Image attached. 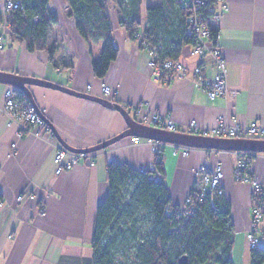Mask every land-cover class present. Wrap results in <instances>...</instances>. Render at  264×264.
<instances>
[{
    "label": "crops",
    "instance_id": "0c3cea01",
    "mask_svg": "<svg viewBox=\"0 0 264 264\" xmlns=\"http://www.w3.org/2000/svg\"><path fill=\"white\" fill-rule=\"evenodd\" d=\"M3 2L0 0L1 7ZM108 3L119 55L103 79L94 75L92 66L100 59L103 45L91 44L79 34L68 0H50L59 20L50 30L49 43L58 46L54 63L48 51L30 52L25 43L10 40L8 30H1L7 44L0 53V72L48 80L96 97L103 96L102 87L107 85L132 117L130 108L144 103L171 116L179 132L192 122L200 132L209 134L222 121L264 124V0H227L229 10L224 18L213 22L233 93L227 100H210L192 79L157 82L148 65L149 54L129 35L130 23L123 11L129 5L121 8L118 0ZM159 6L162 0H142L137 11L140 31L146 26L147 9ZM180 60L190 68L202 65L205 79L214 74L210 61L193 56L191 46L184 49ZM9 88L18 91L0 83V264H93L92 238L97 208L109 191L108 166L119 163L149 170L156 161L151 145L128 137L98 151L94 166L80 163L56 175L55 146L60 142L54 134L48 141L35 136L19 138L18 127L2 112ZM29 89L39 114L71 147L91 148L128 129L118 111L97 102L40 86ZM44 136H50L48 130ZM162 155V182L174 205L183 206L193 191L198 168L212 171L216 165L222 166L223 198L230 203L235 232L233 264H252L247 235L254 233L264 248V220L256 227L253 222V208L264 211V190L255 196L249 184L236 181V152L191 148L183 156L168 146ZM252 168L264 188V153H258Z\"/></svg>",
    "mask_w": 264,
    "mask_h": 264
},
{
    "label": "trees",
    "instance_id": "16d2710c",
    "mask_svg": "<svg viewBox=\"0 0 264 264\" xmlns=\"http://www.w3.org/2000/svg\"><path fill=\"white\" fill-rule=\"evenodd\" d=\"M18 1L23 10L10 13V40L25 43L30 52L48 51L54 63L58 46L50 45V30L59 20L50 0ZM141 3L118 0L121 8L129 5L123 11L134 39L142 33L137 15ZM68 4L79 34L91 44L103 45L100 59L92 65L94 75L103 79L119 55L108 0H68ZM189 15L178 0H162V6L147 9L143 34L159 59L180 60L184 49L195 43ZM212 39L218 40L217 30H212ZM16 93L21 102L28 101L23 93ZM155 163L164 175L163 155ZM150 175L125 164L108 166L109 191L97 208L92 238L93 264H182L184 256L185 264H233L235 232L231 206L223 195L208 194L202 204L181 215L166 184ZM200 190L197 182L193 191ZM251 262L264 264V248L259 244L251 250Z\"/></svg>",
    "mask_w": 264,
    "mask_h": 264
},
{
    "label": "built area",
    "instance_id": "2783aa9c",
    "mask_svg": "<svg viewBox=\"0 0 264 264\" xmlns=\"http://www.w3.org/2000/svg\"><path fill=\"white\" fill-rule=\"evenodd\" d=\"M178 2L185 6L190 12L189 22L195 39V43L191 46V54L201 60L208 59L211 66L214 68V74L205 79L203 77L202 65H196L190 68L182 60L159 59L156 55V48L152 47L147 42L143 32H137L135 35L136 38H139L141 46L149 54L148 65L153 72L155 80L157 82H162L164 78H168L169 82H180L192 79L195 84L202 87L207 92L210 100H216L218 98L227 100V98L233 94L228 83L227 62L219 47L218 40L215 41L212 39L213 22L221 21L225 13L229 10L227 0H178ZM17 9L23 10L20 1L4 0L1 7L0 20V53L4 51L7 44L5 32L2 33L1 30H8V18L10 13ZM35 21H38V19L35 18ZM102 93L103 96L101 98L112 103H117V94L112 92L109 86L103 85ZM16 95L15 89L9 88L6 90L2 112L10 123L18 127L19 138L22 139L26 136H35L47 141L53 138L54 135L49 130L44 118L32 104L29 101L21 102ZM130 109L135 119L142 124L179 132L171 116L156 112L144 103L134 105ZM45 130L49 131L50 136H44ZM183 132L226 139L264 141V124L256 121L248 126H243L236 121L233 123L222 121L219 127L211 134L208 132H200L197 124L192 122ZM143 140L151 145L152 152L156 157L162 155L163 151L168 146L174 148V154L188 156L191 152V148L189 147L170 145L138 137L134 138L136 143H140ZM55 147L54 163L56 175L71 171L80 163H84L87 166H94L95 158L99 153H76L64 148L60 144ZM236 154L238 157L235 167L236 181L249 184L255 196L261 194L264 190L263 185L253 175L252 168L253 160L257 157L258 153L236 152ZM141 171L144 173L147 170L142 169ZM148 171L151 173L150 178L152 180L162 182V175L159 173L156 163L149 168ZM223 176L224 174L220 164L216 165L212 171L207 170L206 167L198 168L195 171V177L201 186V190L197 192L192 191L185 199L183 206L175 205L181 215L188 214L192 207L197 204H202L208 194L224 195L221 184ZM19 199L21 200L22 198ZM263 220V209L261 207H254L253 222L255 227L261 225ZM247 239L251 249L257 248L259 239L254 233H249Z\"/></svg>",
    "mask_w": 264,
    "mask_h": 264
},
{
    "label": "water",
    "instance_id": "95a60500",
    "mask_svg": "<svg viewBox=\"0 0 264 264\" xmlns=\"http://www.w3.org/2000/svg\"><path fill=\"white\" fill-rule=\"evenodd\" d=\"M0 83H4L15 87L19 92L23 93L30 101L32 106L38 111L29 86H40L49 89H54L67 93L72 96L79 98L91 100L101 104L110 109L118 111L126 120L128 124V129L119 134L118 136L111 138L101 144L93 146L87 149H77L68 145L64 140L61 139L52 124L44 118L46 124L50 127L53 134L56 136L60 144L73 152L76 153H89L98 152L105 150L112 145L120 142L121 140L128 137H138L141 139H147L150 141H157L170 145L184 146L189 148L205 149V150H215V151H234V152H254V153H264V141L258 140H243V139H226L212 136L196 135L193 133H184L169 131L162 128H157L150 125H145L138 122L135 117H132L130 112L120 105L119 103H112L101 97L92 96L90 94L82 93L74 89L68 88L66 86L50 82L48 80L33 78L28 76H21L14 73L0 72ZM39 113V111H38ZM180 262L185 264L187 262V257L181 258Z\"/></svg>",
    "mask_w": 264,
    "mask_h": 264
}]
</instances>
